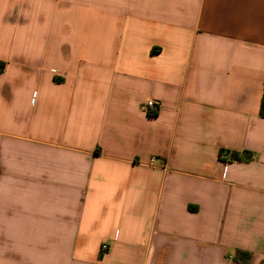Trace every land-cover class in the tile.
<instances>
[{
    "label": "crops",
    "instance_id": "crops-1",
    "mask_svg": "<svg viewBox=\"0 0 264 264\" xmlns=\"http://www.w3.org/2000/svg\"><path fill=\"white\" fill-rule=\"evenodd\" d=\"M263 97L264 0H0V264H264Z\"/></svg>",
    "mask_w": 264,
    "mask_h": 264
},
{
    "label": "trees",
    "instance_id": "trees-1",
    "mask_svg": "<svg viewBox=\"0 0 264 264\" xmlns=\"http://www.w3.org/2000/svg\"><path fill=\"white\" fill-rule=\"evenodd\" d=\"M261 115L262 117H264V97H263L262 106H261ZM253 157H254L253 154L247 151L243 153L232 152L230 159L232 161H238V162H250L253 159ZM236 258L240 261H250L251 256L248 252L238 250L236 252Z\"/></svg>",
    "mask_w": 264,
    "mask_h": 264
},
{
    "label": "built area",
    "instance_id": "built-area-1",
    "mask_svg": "<svg viewBox=\"0 0 264 264\" xmlns=\"http://www.w3.org/2000/svg\"><path fill=\"white\" fill-rule=\"evenodd\" d=\"M145 106L147 108V111L150 113V114H156L159 110V105L158 103L155 101V100H148L146 103H145ZM103 250H108L109 249V245L108 244H104L102 246Z\"/></svg>",
    "mask_w": 264,
    "mask_h": 264
}]
</instances>
